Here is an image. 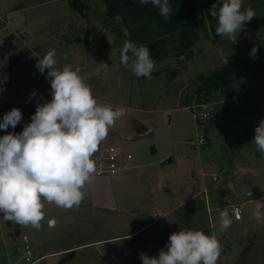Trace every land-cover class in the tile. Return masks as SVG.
<instances>
[{"label":"rangeland","instance_id":"374dc122","mask_svg":"<svg viewBox=\"0 0 264 264\" xmlns=\"http://www.w3.org/2000/svg\"><path fill=\"white\" fill-rule=\"evenodd\" d=\"M80 1L88 4L82 11L68 0H0L4 20L0 26L7 25L0 31V123L14 108L20 109L25 119L35 114L38 102L52 99L47 71L41 74L35 63L55 49L56 67H78L99 104L127 109L110 128L100 149L119 147L125 156H132L131 163L121 171L118 166L117 174L123 176L116 179L111 174L94 176L79 207L67 210L45 201L39 230L11 221L8 226L0 213V264H26L18 250L22 235L28 237L33 260L46 254L34 264H134L131 236L146 223L156 226L166 243L171 234L182 229L179 223L186 230L198 228L196 231L210 235L203 195L173 211L185 194L201 192L203 183L209 195L215 192L221 196L216 204L208 196L214 235L234 236L240 223L232 218L231 227L221 232L219 210L225 208V190L243 194L253 188L247 180L229 177L228 173L233 175L232 169L242 172V166L252 167L259 152L255 143L246 140H254L255 128L263 118L253 122L246 107L251 108L252 102L264 111V73L247 78L245 61L264 62V0H242L241 10L251 7L255 16L237 31L235 42L215 34L218 21L205 22L207 34L198 39L192 55L182 56L179 62L175 55L178 35L172 34L165 44L167 55L155 61L151 80L137 78L121 64L114 44L125 38L113 30L119 16L114 22L108 21L101 0ZM253 47L258 49L256 57L250 56ZM229 56L238 64L234 83L238 93L243 90L244 78L249 96L226 98L213 90L209 98L216 102L219 117L207 122V139L197 146L195 122L185 107L196 97L199 76L220 68ZM12 62L11 73L4 66ZM7 80L11 83L4 85ZM34 91L36 97L31 96ZM241 124L250 130L241 127L240 131ZM134 128L139 133L132 132ZM22 131L9 126L7 131L0 129V137ZM237 139L241 142H235ZM124 145L126 148L121 147ZM244 155L248 161L242 160ZM212 174L216 181H212ZM50 220L54 221L51 225ZM70 251L73 254L66 257ZM230 258L237 264L236 257Z\"/></svg>","mask_w":264,"mask_h":264},{"label":"clouds","instance_id":"9594fccd","mask_svg":"<svg viewBox=\"0 0 264 264\" xmlns=\"http://www.w3.org/2000/svg\"><path fill=\"white\" fill-rule=\"evenodd\" d=\"M139 2L151 3L165 20L171 15L169 0ZM241 9L242 0H223L218 14L211 13L218 17L215 34L235 42L237 31L255 16L251 7ZM257 51L253 47L250 56L256 57ZM32 56L37 54L32 52ZM55 56V49H50L42 59L37 57L36 64L41 74L47 71L52 99L37 103L31 122L21 133L0 137V213L4 214V221L37 230L44 219L45 201L67 210L81 205L84 189L93 182L97 171L94 154L110 128L127 114L122 106L114 109L111 105L99 104L79 69L73 70L71 65L58 69ZM120 62L137 78L152 79L155 62L144 45L125 40ZM31 96L36 97L37 93L34 91ZM22 119L21 110L14 108L3 116L0 129L7 131L9 126L15 129ZM252 143L264 157V119L255 128ZM255 203L253 216L259 223L264 203ZM233 214L239 219L238 208ZM219 216L220 231L224 232L233 221L226 208L219 210ZM53 223L49 221L50 225ZM165 248L160 250L158 258L141 253L139 259L143 264H217L221 245L214 234L181 229L170 235Z\"/></svg>","mask_w":264,"mask_h":264},{"label":"trees","instance_id":"16d2710c","mask_svg":"<svg viewBox=\"0 0 264 264\" xmlns=\"http://www.w3.org/2000/svg\"><path fill=\"white\" fill-rule=\"evenodd\" d=\"M68 1L79 11L88 7V4L80 0ZM102 2L105 6L104 17L106 20L114 22L117 16L120 18L118 23L113 24V30L118 35H122L125 40L147 47L154 62L167 55L166 40L172 34L177 33L179 45L175 55L180 62L182 56L187 58L192 55V48L198 39L207 34L205 22L218 21V17H213L211 13L216 11L218 14L223 0H169L172 11L167 20L151 3L143 5L139 0H102ZM214 5L215 8H213ZM123 42L119 40L114 44L119 51ZM19 57H16L15 60ZM227 59L220 68L199 76V82L194 90L197 97L209 96L213 90H219L220 95L226 98L236 95L234 83L237 80L238 64L230 56ZM13 65L12 62L4 67L11 72ZM262 73H264V62L252 64L245 61L247 77L255 78ZM10 83L11 81L7 80L4 85ZM31 117L23 119L16 128L23 130L24 126L31 122ZM166 244L156 227L150 225L138 230L131 236L133 263L143 264L139 259L141 253L158 258L161 249L167 250ZM72 254L73 252L70 251L66 257H70Z\"/></svg>","mask_w":264,"mask_h":264},{"label":"crops","instance_id":"0c3cea01","mask_svg":"<svg viewBox=\"0 0 264 264\" xmlns=\"http://www.w3.org/2000/svg\"><path fill=\"white\" fill-rule=\"evenodd\" d=\"M57 1H61V0H57ZM248 1H254V0H248ZM10 30H12V29H10ZM19 33L20 34H17V35H20V37L22 38L21 32H19ZM11 37H12V35H11ZM76 69H78V67ZM242 87H243V90L240 93H238L237 88H235L236 89V95L234 97H231V98H240V97H242V95L244 96L246 94L249 96V92H248L249 90L246 89V79H244V78H243V86ZM251 104H252V107L251 108L246 107V109L253 116L252 121L256 122V121H258L257 119H260V118L264 119L263 108L260 106L258 107L257 104H254L252 102H251ZM217 105H218V103H217ZM216 113L217 114L213 118H217V116L219 117L218 110ZM241 127L243 130H247V131L250 130L248 128V126H246L245 124H241V126L239 127L240 131H241ZM132 132L139 133L137 131V129H135V128L132 129ZM245 133L246 132H244L243 135H245ZM246 136H247V134L245 135V137ZM130 139H133V138L131 137ZM246 141L247 142L250 141L252 143L253 139L251 137H248V139ZM235 142H241V141H239L237 139V140H235ZM121 147L126 148L125 145L121 146ZM99 151H101L100 146H99V150L95 154H97ZM117 151L119 153L117 165L120 166L119 168L121 171V170L125 169L127 166H129V164L131 163L129 161H130L132 156L130 158H127L125 156V154L119 149V147L117 148ZM242 157H243L242 158L243 161H248V159H245L246 155H244ZM256 158L257 159L252 163V167L246 168L245 166H242V168H244L242 170V172H238L237 170L232 169L233 175H231V173H228L229 177L240 178L239 180H242V179L247 180L249 185L252 186L253 188H252V191L250 189H248L243 194L238 193L237 191H235V189H233V191H231V189H227V190H225L227 192H224V193H226V195H224V196L227 197L226 201H225L226 202L225 208L228 209L232 203L240 202L243 204L244 212H243L242 219L240 221H238L240 223V225H238L236 230L234 231L235 232L234 236H231V235L225 236L224 233H221L219 238H217L218 236L215 235L216 238L218 239V241L220 242V245H221V248H220V259H221V261L218 259L217 264L218 263L219 264H232L231 260H230L231 259L230 255H233V257H236L237 264H264V210H262V213H261L262 214L261 222L258 223L254 219V216H253V213L256 209V203L255 202L260 201V202L264 203V159H263L260 152H257ZM235 165H237L236 160H235ZM118 169L114 174L110 175V176L114 177V179H116L117 177L123 176L122 173L117 174ZM100 176H102V175H100ZM203 185H204V183H203ZM229 185H231V182H229ZM207 189H208V187H207ZM247 192H250V194H247ZM208 193H209V190H207L206 198H205L204 194H202V190H201V192H200V190L199 191H191L190 195L188 193L185 194L184 199L180 202V204L177 207H175V209L173 211L180 209L184 205H188V203L190 204V202H192V201L194 202L196 198L201 197L203 195L204 201H205V208L207 209L206 213H207L208 220H209V226H208L209 230H210L209 236H211L214 233L212 231L213 226L210 222V217L208 215V212L210 210V206L208 205V203H209V200H208L209 197L208 196H211L212 204H216L218 202H221V196L218 197L215 194V192L213 193V195H209ZM224 196H222V198ZM217 208L218 207H215V209H217ZM190 210L192 211L191 206L187 212L188 216L190 215ZM203 218L204 217H202V219ZM231 218H232V215H231ZM189 219H190V217H189ZM205 224L206 223H204V225ZM147 225H148V223H146L145 225H143L139 228H145V227H147ZM179 225L182 227L183 230H186L185 227H183L180 223H179ZM201 226H203V225H201ZM154 227H156V226H154ZM139 228L133 230L132 235L135 232H137L139 230ZM197 229L198 228H192L190 230H197ZM206 235H208V234H206ZM18 250H19V248H18ZM66 250H68V249H66ZM43 256H46V254H43V255L37 257L36 259L39 260Z\"/></svg>","mask_w":264,"mask_h":264},{"label":"built area","instance_id":"2783aa9c","mask_svg":"<svg viewBox=\"0 0 264 264\" xmlns=\"http://www.w3.org/2000/svg\"><path fill=\"white\" fill-rule=\"evenodd\" d=\"M4 23V20L0 16V24ZM7 25L0 26V31H5ZM42 59V58H40ZM37 64V60L35 65ZM186 110L189 111L190 115L192 116V119L195 122V129H196V145H202L205 143L207 139L206 134V128H207V122L212 119L216 114V102L211 101L209 96H200V97H194L191 104L189 106L185 107ZM6 112L5 114H7ZM118 151L117 148L114 146H109L101 151H99L97 154L94 155L93 159L96 162L97 171L95 173V176H100L103 174H114L117 169V160H118ZM127 158H130L131 155L127 154ZM204 175V173H202ZM212 181L217 180V176L215 174H212L211 176ZM207 187L204 184L202 188V194H204L205 198L207 195ZM247 194H250V192H247ZM239 209L240 215L239 219H236L235 215L233 214L234 209ZM230 214L232 215V218L234 221H240L243 217V204L240 202L232 203L229 208ZM19 252L21 253V258L24 260L26 264H34L38 262V259L33 260V253L31 250V247L28 242V237L26 235H22V244L19 246Z\"/></svg>","mask_w":264,"mask_h":264},{"label":"water","instance_id":"95a60500","mask_svg":"<svg viewBox=\"0 0 264 264\" xmlns=\"http://www.w3.org/2000/svg\"><path fill=\"white\" fill-rule=\"evenodd\" d=\"M6 223L8 224V226L12 224L10 221H6ZM41 264H45V262H42Z\"/></svg>","mask_w":264,"mask_h":264}]
</instances>
